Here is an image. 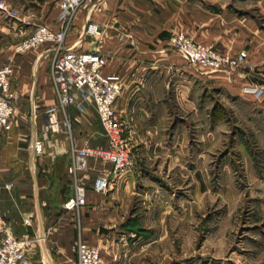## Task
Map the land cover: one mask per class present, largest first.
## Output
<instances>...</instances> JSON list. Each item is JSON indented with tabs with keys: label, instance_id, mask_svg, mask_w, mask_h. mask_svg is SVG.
<instances>
[{
	"label": "crops",
	"instance_id": "0c3cea01",
	"mask_svg": "<svg viewBox=\"0 0 264 264\" xmlns=\"http://www.w3.org/2000/svg\"><path fill=\"white\" fill-rule=\"evenodd\" d=\"M60 1L5 0L23 21L0 11V67L13 68L11 94L17 107L11 129L0 133V222L29 240L31 264H77L80 240L100 247L103 264H126L124 250L151 241L131 238L118 228L131 215L138 183L148 177L159 181L162 168L166 178L177 176L175 164L180 163L195 165L183 176L204 181L199 165L207 147L222 139V121L215 123L213 115L224 99L235 114L264 116V94L257 98L246 91L264 85V0H93L77 12L66 44L101 53L107 59L104 73L120 76L123 90L116 110L135 162L146 164L138 172L127 169L101 193L93 188L95 180L104 174L112 179V163L90 159L76 180L86 187L87 204L73 211L64 209L76 186L68 172L71 149L106 147L108 137L95 104L81 110L78 101L69 110L73 137L53 133L35 151L44 111L57 103L51 75L54 45L17 51L39 25L60 29ZM88 16L103 26L101 35L84 34ZM176 33L224 53L245 50L247 63L233 77L201 71L170 47ZM195 141L200 151L194 150ZM171 144L182 149L175 162L162 150ZM155 163L162 165L160 173L159 165L152 170ZM152 214L146 218L150 227Z\"/></svg>",
	"mask_w": 264,
	"mask_h": 264
},
{
	"label": "rangeland",
	"instance_id": "374dc122",
	"mask_svg": "<svg viewBox=\"0 0 264 264\" xmlns=\"http://www.w3.org/2000/svg\"><path fill=\"white\" fill-rule=\"evenodd\" d=\"M229 107L224 99L213 115L215 123L222 121V139L200 162L204 181L183 176L193 164H175L177 176L166 178L155 163L152 170L159 165L163 173L159 181L138 183L131 215L118 228L151 241L124 250L126 264H264V116ZM179 147L162 150L175 162ZM130 150L129 169L138 172L146 163L137 165ZM150 210L152 227L146 223Z\"/></svg>",
	"mask_w": 264,
	"mask_h": 264
},
{
	"label": "built area",
	"instance_id": "2783aa9c",
	"mask_svg": "<svg viewBox=\"0 0 264 264\" xmlns=\"http://www.w3.org/2000/svg\"><path fill=\"white\" fill-rule=\"evenodd\" d=\"M93 0H61L58 30L46 25H39L34 33L17 46L18 52H25L43 44L52 43L54 54L51 62V75L55 86L57 103L44 111L45 121L42 126L41 140L35 141L34 149L41 148L42 141L51 134L64 131L67 137H73L71 107L78 101L79 108L84 110L89 102L96 106L100 122L108 137L106 147L73 146L72 163L68 172L77 180L80 172L88 169L90 159H101L112 163L111 179L100 175L93 188L101 193L111 189L114 179L120 177L131 166L130 141L124 137V123L116 110V100L123 90L119 75H107L104 68L107 59L94 50H81L68 46V30L77 12L92 6ZM0 11L10 17L23 21L20 12L8 7L5 0H0ZM103 26L87 17L85 35H101ZM170 47L182 56L189 65L198 67L204 72H224L233 77L247 63L248 52L237 54L224 53L213 45L196 42L183 33L173 34ZM13 68L7 64L0 67V133L10 130L11 119L17 111L11 94V74ZM246 91L259 98L264 94V85L250 86ZM87 204L86 187L76 183L75 193L64 202L67 211L80 210ZM43 238L38 240L42 241ZM28 239L18 237L9 223L0 222V264H31L26 254ZM77 264H103L99 246H90L80 240L77 244Z\"/></svg>",
	"mask_w": 264,
	"mask_h": 264
}]
</instances>
